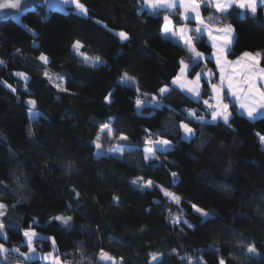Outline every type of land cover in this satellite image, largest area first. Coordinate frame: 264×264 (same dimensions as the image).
Masks as SVG:
<instances>
[{
  "label": "trees",
  "instance_id": "16d2710c",
  "mask_svg": "<svg viewBox=\"0 0 264 264\" xmlns=\"http://www.w3.org/2000/svg\"><path fill=\"white\" fill-rule=\"evenodd\" d=\"M81 2L89 8L87 15H79L73 6L49 8L43 0L16 15L0 17V60L4 61L0 81L16 88L13 93L0 83V202L7 206L5 223L19 225L6 228L11 242L0 241L8 248L14 247V241L23 243V229L32 224L40 235L55 236L57 254L75 264H98L101 248L117 259L123 257L124 264H150V253H163L164 264H187L180 256H203L207 264H217L221 256L226 264H264V147L260 140L264 118L250 120L233 104L231 128L223 122L192 121L183 109L210 116L202 102L171 84L179 61L192 63L182 43L163 35V17L170 14L178 25L177 15L168 10L154 15L142 7L141 0ZM204 7L206 19L214 17L209 23L221 26L222 21L236 28L235 54L230 58L244 51L264 53V11L253 17L234 7L230 15H221ZM119 31L127 32L130 39L122 41L116 35ZM76 41L83 45L84 55L106 63L97 67L83 63L73 49ZM196 46L207 57V69H215L206 38ZM41 54L48 57L47 64L39 60ZM203 68L201 62L196 71ZM45 71L64 78L69 91H58ZM16 72L28 75L27 92ZM124 73L165 106L155 107L140 96L145 100L140 115L135 105L138 93L119 79ZM166 85L173 90L161 96L157 90ZM202 85V99L211 100L204 79ZM110 92L108 104L104 97ZM30 99L37 102L32 118ZM109 117L117 135L122 132L129 140L102 136L100 143L105 153L116 144L135 147L122 158H97L90 144L98 126ZM182 120L196 129L190 141L180 138L182 130L176 125ZM29 127L35 135L28 134ZM144 129L166 136L174 148L157 151L159 160L146 163ZM69 161L71 169L66 167ZM153 167L181 198L179 206L160 187L141 191L131 183L137 177L147 178ZM172 172L178 174L176 178ZM16 177L24 188L16 184ZM73 189L80 193L79 200ZM113 197H119V202ZM191 204L204 208L211 218L204 220ZM55 215L72 216L75 227L65 231L58 222L48 225ZM174 217L194 227L170 224ZM34 218L41 226L33 224ZM34 243L44 252L52 251L50 241ZM250 243H255L260 255L244 254L240 245ZM23 249H27L24 243Z\"/></svg>",
  "mask_w": 264,
  "mask_h": 264
},
{
  "label": "snow or ice",
  "instance_id": "6c2138e0",
  "mask_svg": "<svg viewBox=\"0 0 264 264\" xmlns=\"http://www.w3.org/2000/svg\"><path fill=\"white\" fill-rule=\"evenodd\" d=\"M65 5L72 4L75 6V11L79 15H87L89 8L81 2V0H62ZM143 5L149 7L153 14L159 10H168L175 13L178 19L181 21L177 25L170 16L165 15L163 17V34L165 38H177V42L182 41V47L185 48L192 57L191 65L185 63L183 59L179 61V72L172 78L171 84L176 88H179L182 92L190 96L193 100L197 102H202L205 107V111L210 116V119H206L204 115H197L196 109H183L182 111L194 122L200 124H209L214 125L218 122H223L227 127L231 128L230 123L232 119V112L230 111V105L225 103V100L231 96L235 98V101L239 104V108L243 110V113H246L247 117L250 120H256L258 118H264V66H261V61L264 60V53L261 52H249L244 51L240 56L236 57L235 60H230L229 55H234V41L238 37L236 28L232 23L223 24L219 22L221 26H216L212 21L214 17L209 16L207 20L202 15V6L204 10L209 8L215 10L216 13L221 15H230V9L234 7L239 9L247 10V13H250L253 17H256L258 11H264V0H143ZM21 0H5V2L0 3V9H20ZM177 8L181 11L177 12ZM190 21H194L196 24L195 28L188 26ZM195 32L196 35L193 36L192 33ZM205 34L211 42V52L209 55L215 61V67L218 69V72H212L211 69H207V57L205 53L200 52L196 48V44L204 43ZM122 41H127L130 39L129 34L125 31H119L116 33ZM83 47L80 41H76L73 44V49L77 55L82 59V62L88 64L92 67H97L103 65L106 62L99 57L90 58L84 55L80 49ZM39 60L48 63V57L44 54H41ZM201 62L205 63V68L197 72L196 68L200 65ZM4 64L3 60H0V65ZM194 73L193 78L189 79V73ZM14 75L18 78H21L24 81L25 91L27 92V83L29 77L24 72H16ZM44 76L48 78L49 82L60 92L67 93L69 89L65 86V82L60 76H51L47 71L44 72ZM218 76V83H212L214 77ZM120 81L124 84L129 85L134 88L138 93V96L135 100V105L138 113L143 115L141 110L145 106V100L141 99L140 96L147 97L148 104H151L155 107L165 106L162 104L161 99L157 95H151L143 93L140 89V86L136 83L135 79L124 73L120 78ZM204 79L205 83L210 87L213 95L210 97L214 103H209L208 100L202 99V84L201 80ZM59 81V82H56ZM7 88H9L13 93L16 92L11 84H8L7 81H0ZM173 89L168 86L159 88L158 93L163 96L168 94ZM105 102L110 104L112 102V93H108L104 97ZM32 107L29 109L30 118L35 116L34 107L36 101L30 99L27 101ZM175 111L174 109H171ZM151 115V113H149ZM112 118L109 117L108 122L100 124L98 126V131L95 136V139L90 141V144L95 147L96 152L94 155L97 158L102 156H117L122 158L126 152L131 151L132 149L125 145H117L114 148L108 149L107 153L103 151V146L100 143L102 136H107L109 140H120L128 141L129 137L124 133L120 132L117 135V130L111 127ZM176 127L182 130L181 139L190 141L193 139L197 132L196 129L190 127L188 123H185L183 120L179 122ZM146 133V139L144 141L145 145H151V147H145L143 149V159L146 163L150 161H158L159 157L155 155L157 151L168 152L174 148L173 141L167 139L164 135H156L152 133L150 129H144ZM170 129H165V132H170ZM28 134L30 136L35 135L31 127H29ZM155 135V138L153 136ZM261 142H264V136L260 137ZM72 162L69 161L66 167L68 169L72 168ZM177 173L172 172L171 176L173 178L177 177ZM16 184L19 188H24V184L21 183L20 178L16 177ZM131 183L136 186L139 190L144 191L148 189L158 188L160 186L156 185L153 180L145 179L144 177H137L133 179ZM2 184V182H0ZM5 190L7 188L5 187ZM165 197H167L171 202L176 205L181 204V198L175 194L161 189ZM75 196L79 200L80 193L75 191ZM12 194L15 195V190H12ZM113 201L118 203L119 197H113ZM6 205L0 202V238H2L6 243L11 242L6 228H18V224H6L5 217L7 216ZM15 207V205H13ZM69 208L73 209V205L69 204ZM191 208L194 212L198 213L204 220L210 219L211 214L205 211L204 208L199 207L197 204H191ZM74 210L78 211V207ZM182 211V209H181ZM54 222H58L59 227L65 231H71L75 227V223L72 216H63L55 215L51 217L48 221V225H52ZM170 224L174 226H179L181 223L187 225L188 228H193L194 226L188 224L187 220H181L180 217H174L169 221ZM33 224L36 226L39 225L37 219H33ZM183 231V229H180ZM23 243L27 246V252H21L20 247L8 248L5 246V243H0V264H11L9 261V253L14 252L23 257L26 262H30L39 256L43 261H47L48 264H64L61 260L60 255L57 254V244L56 237L51 236H42L36 232L35 228L30 224L27 228L23 229ZM110 239H112L110 237ZM38 240H47L50 241L52 245V251L46 253H38L35 247V243ZM122 243V241H121ZM241 249L244 251L245 255L257 256L260 253L257 250L255 243H250L246 246L240 245ZM216 252H219V249H215ZM173 252H176L174 249ZM150 264H164L163 253H150ZM176 255L179 256V253L176 252ZM182 261H187V264H207V261L204 260L203 256L191 257V256H180ZM98 264H124L123 257L117 259L112 256L109 252L101 248L97 254ZM15 264H21L18 259ZM217 264H226L225 259L221 256L217 259Z\"/></svg>",
  "mask_w": 264,
  "mask_h": 264
},
{
  "label": "crops",
  "instance_id": "0c3cea01",
  "mask_svg": "<svg viewBox=\"0 0 264 264\" xmlns=\"http://www.w3.org/2000/svg\"><path fill=\"white\" fill-rule=\"evenodd\" d=\"M141 5H142V7L145 9V10H147V11H149V12H152V10L149 8V7H147V6H144L143 5V0H141ZM66 7L67 6H73V7H75L74 5H72V4H68V5H65ZM243 10H245V9H243ZM177 12H179V11H181V9H179V8H177V10H176ZM168 16H170L171 18H172V20L175 22V17H173V16H171L170 14H167ZM202 15H203V17L206 19V17H205V15H204V13H203V6H202ZM207 20V19H206ZM176 23V22H175ZM177 24V23H176ZM179 25V24H178ZM188 26L189 27H191V28H195L196 27V24H195V22L194 21H190L189 23H188ZM164 35V34H163ZM192 35L193 36H195L196 35V33L195 32H193L192 33ZM205 38H206V40H207V42H208V44L211 46V42H210V40L208 39V37H207V35L205 34ZM171 39H173V40H175V41H177V38H171ZM180 43H182V41H180ZM196 48H197V46H196ZM198 49V48H197ZM212 50V49H211ZM249 52H253V53H256V52H259V51H249ZM241 55V54H240ZM239 55V56H240ZM211 57V56H210ZM238 57V56H237ZM211 59H212V57H211ZM229 59L230 60H235L236 58H230L229 57ZM213 60V59H212ZM214 61V60H213ZM214 63H215V61H214ZM212 70V72H218V69L215 67V69H211ZM214 78H217V81L215 82L214 81V83H218V76H216V77H214ZM213 78V79H214ZM203 85H202V88H201V92H202V96H203ZM209 90H210V87H209ZM208 95H209V98L213 95V93L211 92V90L209 91V93H208ZM214 103V102H213ZM225 103H228L229 105H230V111L232 112V105L234 104V105H236V107H237V109H238V111L240 112V113H242L243 115H245V116H247L246 115V113H243V110L242 109H240L239 108V104L235 101V98H233V97H231V96H229L226 100H225ZM232 115H233V112H232ZM127 146H129L132 150L135 148L134 146H130V145H127ZM155 155L157 156V153H155ZM146 180L147 179H151V180H153L154 181V183L156 184V185H158V186H160V188L161 189H165V190H168V191H170L171 193H172V190H171V184H169L167 181H166V179H165V176L156 168V167H153L151 170H150V172H149V174H148V176H147V178H145ZM0 243H2L1 241H0ZM36 246V245H35ZM38 249H40V250H42L41 249V247H38V246H36ZM28 251V249H26V250H24L23 252H27ZM44 252V251H43ZM42 252V253H43ZM49 252V251H48ZM41 253V254H42ZM44 253H46V252H44ZM61 260L62 261H64L62 258H61ZM9 261L12 263L13 261L10 259V256H9ZM38 261H43V260H41L40 258H39V256H37V258L36 259H34V260H32V261H30V262H38ZM43 262H45L46 264H48V262L47 261H43ZM14 264V263H13Z\"/></svg>",
  "mask_w": 264,
  "mask_h": 264
},
{
  "label": "rangeland",
  "instance_id": "374dc122",
  "mask_svg": "<svg viewBox=\"0 0 264 264\" xmlns=\"http://www.w3.org/2000/svg\"><path fill=\"white\" fill-rule=\"evenodd\" d=\"M46 4H47V6L49 7V8H52V9H66V6H65V4L62 2V0H46ZM87 56V55H86ZM89 57V56H88ZM90 58H93V57H90ZM94 59V58H93ZM186 63V62H185ZM51 76H53L54 78H55V76H57L55 73H51V72H48ZM59 76V75H58ZM188 78L189 79H191V78H193V77H191L190 75H188ZM64 79V78H63ZM64 81H65V79H64ZM56 82H59V81H56ZM212 83H214L213 82V80H212ZM201 84H202V80H201ZM166 86H168V85H166ZM169 87V86H168ZM35 114H36V112H35ZM206 119H210V117H205ZM117 145H120V146H125V144H116V145H114V146H112V147H110V148H114V147H116ZM146 147H151V145H147ZM263 147H264V142H263ZM109 148V149H110ZM108 151V150H107ZM107 153V152H106ZM124 156V155H123ZM117 157V156H116ZM168 191V190H167ZM170 192V191H169ZM208 212V211H207ZM64 216V215H63ZM36 247V246H35ZM36 249H37V252L38 253H42L43 251L42 250H40V249H38L37 247H36ZM21 250V252H23L24 251V249L23 248H21L20 249ZM44 253V252H43ZM11 259V258H10ZM15 262L16 261H13L11 264H15ZM39 262V261H38ZM64 262V264H69V262L68 261H63ZM22 264V263H21ZM44 264H46L45 262H44Z\"/></svg>",
  "mask_w": 264,
  "mask_h": 264
},
{
  "label": "water",
  "instance_id": "95a60500",
  "mask_svg": "<svg viewBox=\"0 0 264 264\" xmlns=\"http://www.w3.org/2000/svg\"><path fill=\"white\" fill-rule=\"evenodd\" d=\"M43 0H21L20 9H0V17H9L20 13L22 10L30 7L36 6L42 3ZM5 2V0H0V3Z\"/></svg>",
  "mask_w": 264,
  "mask_h": 264
},
{
  "label": "built area",
  "instance_id": "2783aa9c",
  "mask_svg": "<svg viewBox=\"0 0 264 264\" xmlns=\"http://www.w3.org/2000/svg\"><path fill=\"white\" fill-rule=\"evenodd\" d=\"M140 98H141V97H140ZM141 99H142V98H141ZM208 101H209V103H213V100H208ZM205 107H206V106H205ZM205 107H204V110H205ZM205 113L208 114L206 111H205ZM167 213H168L169 215H172V211H171L170 208L167 209ZM14 247H20V249H21V248H23V243L20 242V241H14ZM9 256H10V258H11L12 261H17V260L19 259L20 262H21L22 264H44L43 261L32 262V263H31V262H26L25 259H24L23 257L19 256V254L14 253V252L9 253ZM68 262H69V264H75V263L72 262V261H68Z\"/></svg>",
  "mask_w": 264,
  "mask_h": 264
}]
</instances>
